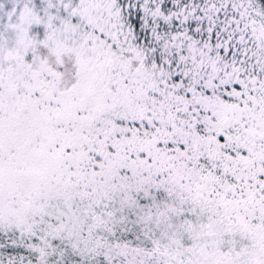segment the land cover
<instances>
[{
	"label": "snow or ice",
	"instance_id": "snow-or-ice-1",
	"mask_svg": "<svg viewBox=\"0 0 264 264\" xmlns=\"http://www.w3.org/2000/svg\"><path fill=\"white\" fill-rule=\"evenodd\" d=\"M0 264H264V0H0Z\"/></svg>",
	"mask_w": 264,
	"mask_h": 264
}]
</instances>
